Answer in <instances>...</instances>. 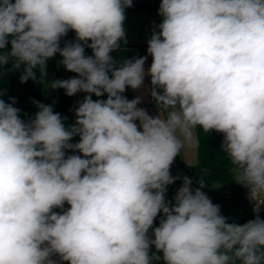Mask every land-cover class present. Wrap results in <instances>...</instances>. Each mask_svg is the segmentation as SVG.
<instances>
[{
    "label": "clouds",
    "instance_id": "obj_1",
    "mask_svg": "<svg viewBox=\"0 0 264 264\" xmlns=\"http://www.w3.org/2000/svg\"><path fill=\"white\" fill-rule=\"evenodd\" d=\"M132 6L0 0V70L43 83L59 54L77 75L47 88L86 94L67 127L53 104L25 120L0 98V264H264V0H161L148 55L116 58ZM146 77L155 116L124 95ZM198 129L222 134L253 219L229 222L204 178L171 174Z\"/></svg>",
    "mask_w": 264,
    "mask_h": 264
},
{
    "label": "trees",
    "instance_id": "obj_2",
    "mask_svg": "<svg viewBox=\"0 0 264 264\" xmlns=\"http://www.w3.org/2000/svg\"><path fill=\"white\" fill-rule=\"evenodd\" d=\"M161 0H137L133 1V6L127 8L126 20L124 27L126 28L128 13L132 9H144L148 13L159 8ZM75 34L69 31L68 35L61 41V47H63L66 40H74ZM122 50L114 52L113 55L116 58H132L143 56L147 52V44H134L128 45L123 41L121 42ZM86 55H91V49L86 48ZM61 59L59 54L47 61V78L43 80V83L33 82L32 80L21 84L19 81V71L7 72V66L5 71L0 70V91L4 94L2 97L5 102H10L9 98L16 99L15 107L21 109V118L29 119L35 115L38 109L32 103L33 100L43 104H53L54 112H58L62 117H67L65 120V126L73 124V118L70 113V107L73 101V96L69 97L65 94L64 89L53 90L47 88L49 81L56 79H69L77 74L67 72L61 73L57 67V62ZM39 77V73H37ZM124 95L131 100L132 92L131 88H128ZM106 99V95L100 97ZM151 103H154L151 100ZM155 106V105H154ZM197 136L199 139V147L197 149V162L192 165H185L186 176L193 179L191 187L195 189L198 187L196 179L204 178L208 182V186L202 189L214 204H218L221 207V213L229 218V222H237L243 224L255 216L252 215L250 206L243 196L244 187L236 184L233 174V166L231 165L228 157L220 150V145L223 139L222 134L216 132L204 133L202 130H197ZM79 137H75V142H78ZM78 154V153H77ZM182 185V181L177 180L174 184L168 186L166 199L171 201L175 196L179 186ZM56 211H61L56 209ZM159 226V216L154 221L153 227ZM154 238V237H153ZM155 252L154 246L151 249ZM62 264L66 262L61 261Z\"/></svg>",
    "mask_w": 264,
    "mask_h": 264
},
{
    "label": "rangeland",
    "instance_id": "obj_3",
    "mask_svg": "<svg viewBox=\"0 0 264 264\" xmlns=\"http://www.w3.org/2000/svg\"><path fill=\"white\" fill-rule=\"evenodd\" d=\"M158 9L153 10L151 13H148L144 9H132L128 13L127 17V23H126V40L128 45H134V44H147V40L150 38L152 34V30L155 25H158L162 17H160L158 13ZM148 54H145L143 56H146ZM57 67L61 71V73L66 74L69 71H66L62 65L59 64V61L57 62ZM145 67H149V56L146 60ZM150 87V77H146L144 81V86L140 90H132V99L136 97L137 95L142 97V103L138 105V107L144 108L147 110V112L150 114L149 108L153 109V112H157L156 107L151 103L150 95H148V88ZM47 89V86H45V90ZM85 93H77L75 96H73V101L70 107V113L73 118V123L75 122V107L78 105L79 101L83 100V97L85 96ZM93 99H102L97 98L93 95ZM151 115V114H150ZM155 116V115H153ZM33 117V116H32ZM138 123V121H137ZM72 143H75V137L71 141ZM67 154H72L71 151H69ZM197 162V149L196 148H185L180 153V156L178 155L173 164L171 165V174L173 176L176 175H182L185 174V165H192ZM52 260L55 261V264H60L61 260L58 256L53 255ZM62 264V263H61Z\"/></svg>",
    "mask_w": 264,
    "mask_h": 264
},
{
    "label": "built area",
    "instance_id": "obj_4",
    "mask_svg": "<svg viewBox=\"0 0 264 264\" xmlns=\"http://www.w3.org/2000/svg\"><path fill=\"white\" fill-rule=\"evenodd\" d=\"M151 61H152V58H151V56H149V66H150V64H151ZM243 196H244L245 200L247 201L248 205L250 206V209H251V213H252V215L255 216L256 213L252 211V203H253V202H251V201L249 200V198H248V190H247L246 188L244 189ZM67 207H68V205L65 204V208H67ZM259 215H260L262 218H264V206L261 207L260 212H259Z\"/></svg>",
    "mask_w": 264,
    "mask_h": 264
},
{
    "label": "crops",
    "instance_id": "obj_5",
    "mask_svg": "<svg viewBox=\"0 0 264 264\" xmlns=\"http://www.w3.org/2000/svg\"><path fill=\"white\" fill-rule=\"evenodd\" d=\"M146 54H147V52H146ZM151 98V97H150ZM149 111H150V114L151 115H156L157 114V112H153V109L152 108H149ZM61 264V263H60Z\"/></svg>",
    "mask_w": 264,
    "mask_h": 264
},
{
    "label": "water",
    "instance_id": "obj_6",
    "mask_svg": "<svg viewBox=\"0 0 264 264\" xmlns=\"http://www.w3.org/2000/svg\"><path fill=\"white\" fill-rule=\"evenodd\" d=\"M133 1H137V0H133ZM181 186H182V185H181ZM181 186H179V188H180ZM179 188H178V189H179Z\"/></svg>",
    "mask_w": 264,
    "mask_h": 264
}]
</instances>
